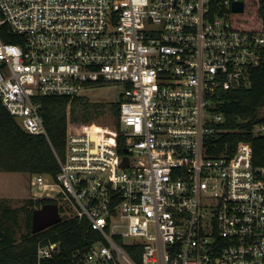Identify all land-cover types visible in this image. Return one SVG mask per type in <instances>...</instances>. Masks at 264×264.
Instances as JSON below:
<instances>
[{
  "label": "built area",
  "instance_id": "1",
  "mask_svg": "<svg viewBox=\"0 0 264 264\" xmlns=\"http://www.w3.org/2000/svg\"><path fill=\"white\" fill-rule=\"evenodd\" d=\"M238 1L0 0V102L27 134L48 138L43 98L122 89L119 116H69L59 172L30 177L34 200L99 235L76 264H264V167L221 142V94L264 64V33L234 28Z\"/></svg>",
  "mask_w": 264,
  "mask_h": 264
},
{
  "label": "trees",
  "instance_id": "2",
  "mask_svg": "<svg viewBox=\"0 0 264 264\" xmlns=\"http://www.w3.org/2000/svg\"><path fill=\"white\" fill-rule=\"evenodd\" d=\"M243 13L233 14L232 23L238 31L264 33V0H243ZM4 29L5 26H3ZM13 42L12 40H7ZM251 86L221 94L220 110L225 114L221 137L232 150L245 141L253 149V164L264 167V136H255L254 123L257 113L264 107V64L252 68ZM42 116L48 138L27 134L0 102V173L56 175L58 158L65 156L68 117L74 122L90 123L106 114V106L94 104L88 98L70 101L64 97L40 100ZM119 106L112 105V114L119 116ZM250 132V133H248ZM50 200H28L21 207H11L0 201V264H76L99 241V235L89 228L86 221H63L40 233H32V214ZM25 223L27 233L19 236ZM56 244L59 251L50 259H39L38 245Z\"/></svg>",
  "mask_w": 264,
  "mask_h": 264
},
{
  "label": "rangeland",
  "instance_id": "3",
  "mask_svg": "<svg viewBox=\"0 0 264 264\" xmlns=\"http://www.w3.org/2000/svg\"><path fill=\"white\" fill-rule=\"evenodd\" d=\"M121 87L117 84L107 85L96 90L86 93V97L94 104H103L106 106V114L97 121L90 123L74 122L76 127L83 124L105 126L110 122L109 108L110 104L119 101ZM30 175L20 173H0V201H4L11 207L17 208L25 205V203L34 199L32 193L36 190L31 188ZM27 233L25 223L19 231V236Z\"/></svg>",
  "mask_w": 264,
  "mask_h": 264
},
{
  "label": "water",
  "instance_id": "4",
  "mask_svg": "<svg viewBox=\"0 0 264 264\" xmlns=\"http://www.w3.org/2000/svg\"><path fill=\"white\" fill-rule=\"evenodd\" d=\"M245 10L244 1H238L233 4L232 11L235 14L243 13ZM128 164V159L125 158L123 165ZM62 219L59 215L58 207L53 204H45L41 208L33 211L32 214V233L37 234L47 230L59 223Z\"/></svg>",
  "mask_w": 264,
  "mask_h": 264
}]
</instances>
